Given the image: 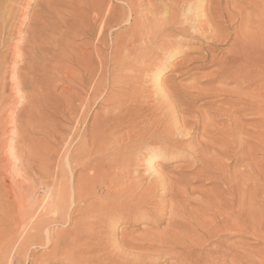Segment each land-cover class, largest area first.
I'll list each match as a JSON object with an SVG mask.
<instances>
[{"label": "rangeland", "instance_id": "374dc122", "mask_svg": "<svg viewBox=\"0 0 264 264\" xmlns=\"http://www.w3.org/2000/svg\"><path fill=\"white\" fill-rule=\"evenodd\" d=\"M203 1L2 0L0 264H264V0Z\"/></svg>", "mask_w": 264, "mask_h": 264}, {"label": "bare ground", "instance_id": "6f19581e", "mask_svg": "<svg viewBox=\"0 0 264 264\" xmlns=\"http://www.w3.org/2000/svg\"><path fill=\"white\" fill-rule=\"evenodd\" d=\"M126 1V4H127V6L130 8V10L132 9V6H131V4H130V2H128V0H125ZM148 1V0H147ZM187 1L188 0H186V3H187ZM204 1H207V0H204ZM203 1V2H204ZM211 1V0H210ZM139 2V1H138ZM207 2H209V1H207ZM0 3H2V0H0ZM182 3H185V2H182ZM197 3H198V1H197ZM211 3V2H210ZM210 3H208V4H210ZM3 4V3H2ZM109 4V3H108ZM190 4V3H189ZM207 4V5H208ZM123 5V4H122ZM206 5V4H205ZM113 6V5H112ZM116 6V5H115ZM152 6V5H151ZM181 6V5H180ZM200 6V5H199ZM203 6H204V4H203ZM109 7V6H108ZM209 7V6H208ZM208 7H206L207 8V11H205V12H209L210 13V11H208V10H211V8L210 9H208ZM152 8V7H151ZM179 8H181V7H179ZM6 8H0V17L3 15V11L5 10ZM9 9V8H8ZM126 9V8H125ZM188 9H189V7H188ZM203 9H205V8H203ZM114 10V9H113ZM121 10V9H120ZM185 9H180V11H184ZM199 10V9H198ZM202 10V9H201ZM8 11V10H7ZM178 11H179V9H178ZM178 11H177V15H178ZM203 11V10H202ZM9 12V11H8ZM111 12H112V10H111ZM111 12H108L107 11V13H106V15L104 14L103 16H101V30H102V28L106 25V24H109V23H112V22H110V21H114L115 22V25H117V24H119V21H118V18L117 17H115V14H113V13H111ZM155 12V11H154ZM164 12V11H163ZM149 15H152V13H150V12H147ZM185 13H187V12H185ZM204 12H202L201 13V15L203 14ZM184 15V14H183ZM182 14L180 15V16H183ZM97 16V15H96ZM203 16V15H202ZM161 17V16H160ZM198 17H199V15H198ZM201 17V16H200ZM162 18V17H161ZM119 19H120V17H119ZM124 20H126V19H124ZM123 20V21H124ZM131 20V19H130ZM134 20V19H133ZM161 20V19H160ZM122 21V22H123ZM136 19L133 21V24H131V28L128 30V33H127V35H126V37L125 38H122V37H120V38H118L117 37V35L114 37V39H113V47L115 48V51H116V54L118 53V51H120V50H122L123 48H126V46L127 45H131V43L132 44H134L136 41H141V40H145L146 38L147 39H149V38H151V37H155L156 36V32H154L155 31V29H154V26L156 25V23H158V18H154V15L153 16H150V18H149V16L147 15V14H145V16H144V18H143V20H140L139 22L137 21V26H136V28L134 27V25H136ZM148 21V22H147ZM149 21H150V26H151V29L150 28H148V26H149ZM192 21H193V19H192ZM191 21V22H192ZM198 21H200V20H198ZM127 22H129L130 23V21H127ZM145 22H147V24H145ZM182 22H184V20L182 21ZM207 22V21H206ZM212 22V21H211ZM213 23V22H212ZM217 23V22H216ZM223 23V22H222ZM195 24V23H194ZM100 25V24H99ZM112 26H114V25H112ZM208 26H210L209 25V23H208ZM207 26V27H208ZM120 27V26H119ZM167 27V26H166ZM203 27H204V25H203ZM211 27V26H210ZM99 29H100V27H99ZM128 29V28H127ZM126 29V30H127ZM100 31V30H99ZM164 31H165V29H164ZM92 32V31H91ZM104 32V31H103ZM84 34H86V32L84 33ZM87 35V34H86ZM90 35V34H89ZM84 37V36H83ZM90 37V36H89ZM91 37H92V35H91ZM213 37V36H212ZM89 40V39H88ZM104 43H106V42H104ZM177 43V42H176ZM160 45H162V44H160ZM160 45H158V43H155V45L154 46H160ZM179 45V44H178ZM131 46H134V45H131ZM88 47V46H87ZM109 47H111V46H109ZM128 47V46H127ZM169 48V47H168ZM178 48V47H177ZM79 49V48H78ZM85 49V48H84ZM179 49V48H178ZM104 50V49H103ZM136 50V48H133V49H131V50H129L128 52H127V55H128V57H132V58H135V59H138V58H141V59H144V57H145V55L144 54H142V53H139V52H136L135 51ZM170 50V49H169ZM174 50H176V46H175V49ZM78 51H81V52H79V54H80V56H79V54L77 53L76 54V58H77V63L79 64L80 63V60H79V58L82 60V61H85V58L86 57H84V55H83V51L82 50H78ZM85 52H86V50H84ZM115 51H113V53L115 52ZM178 51V50H177ZM246 51V50H245ZM171 52H173L172 50H171ZM179 52V51H178ZM88 53H89V51H88ZM91 54V53H90ZM170 54V53H169ZM174 55V54H173ZM66 56V55H65ZM89 56V55H88ZM169 56V55H168ZM152 57V56H151ZM166 57V56H165ZM69 58V57H68ZM167 58V57H166ZM170 58V57H169ZM151 58H148V60H150ZM73 60V59H72ZM95 60V59H94ZM164 60V59H163ZM166 60V59H165ZM203 60V59H202ZM168 61H169V59H168ZM107 62V61H106ZM156 62H158V61H156ZM228 62V61H227ZM161 63V62H160ZM166 63L168 64V62L166 61ZM84 65H86V64H84ZM117 65V64H116ZM159 66H160V64H159ZM88 67V66H87ZM153 67V66H152ZM155 67V66H154ZM233 67V66H232ZM241 67H242V65H241ZM67 68V67H66ZM71 68V67H70ZM85 68V67H84ZM114 68V67H113ZM158 68V67H157ZM156 68V69H157ZM70 70V69H69ZM99 70V69H98ZM160 69L158 68L157 70H156V72H155V75H154V84H157V85H159V82H158V80H159V74H160ZM69 72V71H68ZM86 73V72H85ZM142 73H144V72H142ZM92 74V73H91ZM90 74V75H91ZM68 76V75H67ZM88 77V76H87ZM150 79V78H149ZM80 81V80H79ZM149 81V80H148ZM108 82V81H107ZM151 82V81H150ZM158 82V83H157ZM81 87H83V88H85V84H86V81L84 82L83 80H81ZM152 83V82H151ZM147 85V84H146ZM148 85H150V84H148ZM154 86V85H153ZM160 86H163V85H160ZM122 87H124V86H122ZM147 87H149V86H147ZM159 87V86H158ZM157 87V88H158ZM162 88V90H163V88H165L164 86L163 87H161ZM166 89V88H165ZM80 90V89H79ZM162 90H160V91H162ZM50 92V91H49ZM81 92V91H80ZM151 92V91H150ZM159 92V91H158ZM99 93V87H97V86H95V87H92V94L94 95L93 97H95V95H97ZM160 93H162V92H160ZM167 93V94H166ZM165 94L167 95V97L169 98L170 96H168V93L169 92H166ZM166 95L164 96V94L162 95L163 97H164V99H165V97H166ZM148 96V95H147ZM221 96V95H220ZM138 97V96H137ZM166 97V101L168 100V98ZM74 98V97H73ZM151 98V97H150ZM222 99V98H221ZM73 101H75V100H73ZM77 103V102H76ZM145 103V102H144ZM86 104V103H85ZM140 104V103H139ZM75 105V104H74ZM73 105V107H75ZM135 105V104H134ZM146 106V105H145ZM230 106V105H229ZM68 107V106H67ZM174 107H176L175 105H174ZM174 107H171V108H174ZM231 107V106H230ZM131 108V107H130ZM144 109V108H143ZM147 109V108H146ZM177 109V108H176ZM219 109H220V107H219ZM148 110V109H147ZM151 110V109H150ZM174 110V109H173ZM228 110H229V108H228ZM231 110V109H230ZM176 111V110H175ZM174 111V112H175ZM69 112H70V110H69ZM72 112V111H71ZM121 112V111H120ZM177 113V112H176ZM219 113V112H218ZM154 114V113H153ZM164 114V113H163ZM147 115H150L149 113H147ZM165 115V114H164ZM225 115V114H224ZM153 116V115H152ZM216 116V115H215ZM114 116H112L111 117V119H109V116H107L106 118H105V122L104 123H106V124H108V125H105V130H106V128H110L112 125H113V123L114 124H120L121 123V118H113ZM178 117V116H177ZM141 118V117H140ZM150 119V118H149ZM177 119V118H176ZM179 119H181V120H183L184 118H179ZM180 120V121H181ZM110 121V122H109ZM141 121H143V120H141ZM159 121H161L160 119H159ZM163 121V120H162ZM184 121V120H183ZM183 121H181V124L183 123ZM186 121V120H185ZM184 121V122H185ZM190 121V120H189ZM194 121V120H193ZM192 121V122H193ZM178 122V121H177ZM192 122H190V123H192ZM124 123V122H123ZM162 123V122H161ZM103 124V122H97V130H98V132L96 131V133L97 134H99L100 135V133H102V132H105V130H101L100 128H101V125ZM183 124H189V123H183ZM193 124V123H192ZM113 133V132H112ZM174 133V132H173ZM91 134V133H90ZM89 134V135H90ZM171 134V133H170ZM96 135V134H95ZM178 135V134H177ZM125 136V135H124ZM136 136V135H135ZM138 136V135H137ZM136 136V137H137ZM87 137V136H86ZM91 137V136H90ZM96 138L97 137H94L93 135H92V138H91V142H92V144L94 143V141L96 140ZM158 146V145H157ZM158 148V147H157ZM156 148V149H157ZM161 148V147H160ZM100 149V148H99ZM118 149V148H117ZM100 151H102V150H100ZM67 154V153H66ZM95 155V154H94ZM101 156H103V155H101ZM152 156L153 155H150L149 157H147L145 160H146V165H147V170H149V171H151V172H154L155 171V168H154V165L152 164ZM67 158V157H66ZM82 158V157H81ZM66 161V160H65ZM90 161V160H89ZM103 161V160H102ZM119 161V160H118ZM117 161V162H118ZM68 162V164L69 165H71V161L70 160H68L67 161ZM128 161L127 160H124L123 161V167L125 168V166H126V163H127ZM66 163V162H65ZM67 164V165H68ZM89 163H85V164H81V167L80 168H78V169H80V170H85V169H87V168H89L90 166L88 165ZM78 167V166H77ZM118 167H120L119 165H118ZM91 169H92V174H88V175H85V176H81V178H79V180H76V183L77 184H75L73 187H72V194L70 195L71 197L73 196H75V197H77V198H83V196H86V195H88V193H89V191H88V185L90 184V181L91 180H96V178H99V177H101V178H104V179H108V174L110 173V171L114 168V166L113 165H109L108 163L107 164H103V165H101V164H98V165H96L95 167H90ZM116 168V167H115ZM90 171V170H89ZM80 172V171H79ZM72 173V172H71ZM107 181H109V180H107ZM85 183H87V185H85ZM94 186V185H93ZM90 194V193H89ZM72 197V198H73ZM113 200V199H112ZM109 205V204H108ZM99 210V209H98ZM84 227V228H83ZM86 226L84 225V226H79V227H77V229H75L76 230V232L73 234V238L74 239H72V240H76V239H78L77 237L81 234V233H79V232H82V231H84V229H86L85 228ZM70 241V240H69ZM69 241H67V243L69 244L70 242ZM77 241V240H76ZM46 242H47V240H46ZM65 244V243H64ZM31 247V246H30ZM33 247V246H32ZM37 248V247H36ZM31 249V248H30ZM79 251V250H78ZM74 259H76L75 257H74ZM73 260V259H72ZM78 260H79V257H78ZM77 260V261H78ZM75 261H73V263H74Z\"/></svg>", "mask_w": 264, "mask_h": 264}]
</instances>
